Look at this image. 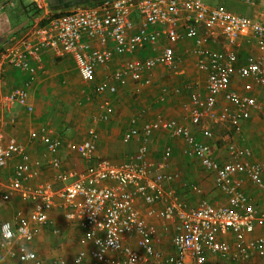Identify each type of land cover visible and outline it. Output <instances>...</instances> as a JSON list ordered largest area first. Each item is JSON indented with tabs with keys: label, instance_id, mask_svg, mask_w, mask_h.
I'll use <instances>...</instances> for the list:
<instances>
[{
	"label": "built area",
	"instance_id": "2783aa9c",
	"mask_svg": "<svg viewBox=\"0 0 264 264\" xmlns=\"http://www.w3.org/2000/svg\"><path fill=\"white\" fill-rule=\"evenodd\" d=\"M247 34L253 35L256 52L241 59L237 48ZM162 40L166 44L160 53L124 62L95 85V92L117 94L129 81L150 87L156 66L179 71L183 59L175 54V45L189 41L192 47L187 53L195 58L197 70L205 74V96L201 97L191 82L174 88L176 95L189 94V102L181 107L184 119L193 125L207 120L226 123L242 135L244 123L253 114H264V106L253 95L264 87V22L224 6L210 7L201 0H103L94 7H77L52 17L46 26L7 42L0 56V93L5 68L34 76L36 63L47 51L72 58L82 80L91 83L98 69L114 58L155 47ZM32 83L33 78L27 77L3 95L0 110L11 112L19 105L32 112L28 102ZM167 93L164 90L160 99L164 101ZM219 105L222 109H217ZM99 110L103 113L100 119L107 121L112 107L101 102ZM162 130L182 141L184 156L213 177L225 203H211L195 183L185 184L199 198L194 205L168 189L180 182L182 172L168 171L171 146L165 147L159 164L151 160L150 140ZM88 134L81 143L68 144L86 164L84 169L63 171L58 157L48 159L58 171L57 182L64 184L56 189L52 182L29 185L40 177L44 162L39 158L32 162L25 147L16 141L5 144L0 127V171L19 159L3 199L7 201L18 192L22 201L32 203L29 216L16 213V229L11 221L0 225L1 248L11 251L16 241L22 242L11 252L18 263L41 264L29 244L36 235L34 227L52 223L50 212L57 198L66 209L65 220L82 232L74 264H207L210 257L235 263L251 262L256 256L264 259V212L249 202L243 190L246 181L264 190V165L251 160L250 149L240 150L230 142L228 159L221 162L209 128L202 127L195 135L175 117L158 115L140 124L136 116L122 136L125 145L137 143L136 153L128 162L116 165L97 156L96 129ZM32 138H39L48 153L63 146L47 127H41ZM259 225L261 230L256 234ZM165 237L171 241L172 252L159 248ZM52 264L68 262L58 258Z\"/></svg>",
	"mask_w": 264,
	"mask_h": 264
},
{
	"label": "crops",
	"instance_id": "0c3cea01",
	"mask_svg": "<svg viewBox=\"0 0 264 264\" xmlns=\"http://www.w3.org/2000/svg\"><path fill=\"white\" fill-rule=\"evenodd\" d=\"M20 1L25 4L35 3V0H0V13L5 8L8 10H15V13L9 18L1 17L0 15V40L3 35L2 31L6 32L10 23H12L14 31H16L15 29H18L16 34H14L13 29H11L10 36L8 38L6 36L4 37L5 40H7L5 42H0V56L3 53V49L5 45H7V42L14 38H20L21 36L26 35L34 28L46 26L50 18L69 13L77 7H94L102 0H40L39 3L36 4L41 9L42 13L40 16L32 15L29 20L26 19L25 22H28V24L29 22H33L21 30L16 18L19 16L21 21L25 20V17L20 15L22 13L18 4ZM208 6L215 7V5ZM216 6H224L236 14L259 19L264 22V0H226L225 4ZM10 19L12 22H9ZM165 42V40H162L155 47H145L131 56L124 55L122 57L118 56L116 59L114 58L111 61L112 63L108 64L106 67L98 69L96 77L91 83L82 80L72 58L69 56H61L50 51L43 53L40 61L36 63V75L34 76L21 73L11 67L5 68L6 70L3 72V85L0 99L3 95L6 96L12 89L22 85L27 77L33 78L30 98L28 100L33 106L32 112H28L24 107L19 105L15 106L11 112L0 110V127L4 132V143L6 144L10 141H16L25 147L26 151L32 158V162L38 158L42 159L44 162V168L40 177L29 182V185L38 186L46 182H52L56 189L63 187L64 184L59 183L56 180L58 171L56 168L48 164V159L52 156L58 157L61 161V170L63 171H80L84 169L86 164L84 162L83 165L77 163V161L80 162L83 160L77 152L68 148V144L81 143L86 140L89 135L88 132L92 128L96 129L99 135L96 151L97 156L107 159L116 165L128 162L136 153V142H132L128 145L122 143L124 132L129 128L131 121L136 116L139 117L140 124L153 121L158 115H162L165 118H178L192 131L193 126H200L201 129L202 127L209 128L208 123L213 121L207 120L200 125H193L189 120L184 119L185 114L182 112L181 107L184 103L189 102V94L186 92H183L181 95L173 93L174 88L182 87L184 84L191 82L195 85V90L200 93V96H205V74L197 70L195 58L187 53V50H190L192 47L191 42L189 41H183L175 45V54L183 59V65L180 67L179 71L171 72L170 70L165 69L162 65L156 66V69L154 70V84L150 87H141L139 84L129 81L127 86L119 88L117 94L98 95L95 92V85L101 81H105L107 77L116 69L120 68L124 62L132 59L144 60L150 58L161 52L163 46L166 44ZM237 50L239 51L241 59H244L249 54L255 53L256 41L253 38V35L247 34L244 36L240 41V47H238ZM178 75L181 76L179 79H172L174 76L178 77ZM140 90H144L141 96L134 93V91L139 92ZM164 90H168L169 93H167L166 98L163 101L160 98L162 97V92L164 93ZM259 90H264V87L261 89L257 88L253 95L257 98L259 103L264 106V103L262 100L260 101L258 97L261 93ZM52 95L55 97L54 105L56 106V111L51 113L50 116H53V118L56 119L58 118L59 121L57 123L56 119L49 117L48 121L45 119L49 114H45L44 106L45 104L52 105ZM182 96H185L183 100L181 98ZM101 102H108L112 107L111 116H109L107 121L100 119L103 115L99 110V104ZM217 109H222V106L219 105ZM55 113H57V117H54ZM96 117L100 119V121L95 122L94 119ZM87 118L90 119V127L86 132H78L77 130L79 126L85 125ZM41 127H47L52 136L57 137L62 141L63 146L56 152L48 153L39 138H32L34 134L40 131ZM69 127H73V131L76 130L77 133H71ZM65 128V131L62 130ZM260 130V128L254 129L253 133L256 137H258V135L263 136V133L260 132L259 134ZM230 131L232 130L230 129ZM193 132L195 135H199L201 130ZM157 135L158 137L165 138V140H156L159 139ZM230 135L231 134H227L223 139L224 141H227L228 144L232 142V137L230 139ZM179 144H181V147ZM166 146L173 147L172 162L168 171L180 170L179 168L184 166V161H179V157H182L189 162H196L184 156L182 141L173 139L167 131L162 130L155 133L150 140L151 160L154 164H159L161 162ZM254 147L255 150H259V148H262V144L258 141ZM158 149L160 151L159 158L155 161L153 160L154 156L152 152ZM215 149L217 159L221 162L228 159L227 149L219 150L216 145ZM253 157L254 156L252 155L251 160H253ZM66 158L70 160H66ZM18 161L19 159L17 158L10 161L7 167L0 171V225L5 221H11L15 229L17 227L15 220L16 213L21 211L24 215L29 216L32 210V203L22 201L18 192L10 195V198L7 201L3 199V196L8 194L7 188L10 184L9 180ZM187 183H191L189 175L186 174V176L183 177L182 172V179L180 182H175L169 185L168 189L175 190L177 195L189 201L191 205H194L196 203H194V194L185 186ZM250 186L256 188L249 181H246L243 185L244 193L248 197L249 202L251 200L254 201L255 198L249 197V194L245 191V189ZM62 203V199L60 198L55 200V206L50 212L52 223L41 227H34L36 235L34 240L29 244V247L37 253L41 264H52V262L58 258H65L68 264H74V258L80 251L78 240L82 232L75 224L68 223L65 220L66 209L62 206ZM252 205L259 211L264 212V204L261 205V203H258L257 205V203L254 202ZM150 221L155 222V220ZM72 228L76 231V234L78 233L77 236L76 234H71L70 230H73ZM56 229H58L57 234L55 233ZM46 230L55 234L57 240L63 239L61 243L57 242V245L64 246L67 256L60 254L53 256L52 250H47V248H51L50 246H56V244L55 242L51 244L47 241L46 235L44 234ZM65 230L70 231L66 238L63 237ZM260 230L259 225L256 234H258ZM20 244H22V242L16 241L11 251L0 247V264H20L11 254V252L17 249ZM159 248L163 249L165 252L173 251L171 241L168 237H165L163 243L159 245ZM213 258L217 257H210L208 261ZM257 262L264 264V259L257 258L256 256L249 264H257ZM231 264L238 263L231 262Z\"/></svg>",
	"mask_w": 264,
	"mask_h": 264
},
{
	"label": "rangeland",
	"instance_id": "374dc122",
	"mask_svg": "<svg viewBox=\"0 0 264 264\" xmlns=\"http://www.w3.org/2000/svg\"><path fill=\"white\" fill-rule=\"evenodd\" d=\"M203 1L205 3H207L208 5H215V6L216 5H223L226 3V0H203ZM179 77H181V76L180 75H178V77L174 76L172 79H175V78L179 79ZM143 91L144 90H140L139 92L134 91V93L137 94L138 96H141ZM259 92H261L258 96L259 100L260 101L262 100V102L264 103V90H259ZM184 97L183 96L181 97L182 100L184 99ZM51 100H52V105L45 104V106H44L45 114H47V115L49 114L48 116L45 117V119L47 121L49 118L56 119V118H53V116H50L51 113L56 111V106L54 105L55 97L53 95L51 97ZM183 102H185V101H183ZM82 112H84V111H82ZM54 115H55L54 117H57V113H55ZM58 121H59V119L57 118L56 123ZM89 124H90V119L87 118L85 125L79 126L77 131L78 132H83V131L86 132L88 130V128L90 127ZM244 124L245 125H244L243 134L238 135V134H235L233 131H230L228 125H226V124L209 122L208 126H209L211 132L213 133V144H215L217 146V149H219V150L220 149L226 150L228 143H227V141H224L223 139H224V136H226L227 134H231L230 139L232 137V143L233 144H235L240 150H245L247 148L250 149L251 151L253 150L252 151V155L254 156L253 160L264 165V115L263 114H254L252 116V118L248 122H245ZM58 128L60 129L59 126H58ZM257 128L261 129L259 131V134L261 132V133H263V136L258 135V137H256L254 135L253 131H254V129H257ZM69 129H70L71 133L72 132L74 134L77 133L76 130L73 131V127H69ZM192 129H193V131H196V132L201 130L200 126L199 127L193 126ZM62 130L65 131L66 128L62 129ZM162 134H164V133H162ZM157 137H158V135H157ZM158 138L159 139H156V140H160V139L165 140V138H161V137H158ZM258 141L262 144V148H259V150H255L254 146L256 143H258ZM179 146L181 147V144H179ZM152 153L154 156L153 160L157 161L159 158L158 157L159 153H160L159 149L156 151H153ZM66 160H70V159L66 158ZM178 160L179 161L182 160L185 163L183 167L179 168L183 172V177L186 176V174L189 175L190 182L198 184L202 188L204 196L211 203H225L226 202L225 197L222 194H220V192L217 190V188L214 184L213 178L210 175H208L207 173H205L198 166V164L196 162H189L182 157H179ZM77 163L79 165H83L82 161H80V162L77 161ZM245 191L249 194V197H253V198L255 197L257 200L256 201L254 198V201L251 200L250 203L254 204V202H255V203H257V205H258V203H261V205L264 204V190H260V189L258 190L256 188H252L250 186V187H247V189H245ZM193 198H194V203L197 202V200L199 199L198 196H196L195 194L193 195ZM46 231L44 232V234L46 235L47 241L51 244H53L54 242L56 244V246H50L51 248H47V250L48 249L52 250L53 256H56L59 254L63 255V256H67L66 255L67 253L64 250L65 249L64 246H58L57 245V242L61 243L63 239L57 240L55 234L50 233L49 231H47V232ZM70 231H71L72 235L76 234V231L74 229L70 230ZM70 231L65 230L63 237H65V238L68 237V234L70 233ZM77 234H76V236H77ZM59 237H61V236H59ZM37 243H38V241H37ZM249 263L250 262H246V263L241 262L238 264H249ZM207 264H231V262H228L227 260L220 259V258H213V259L209 260L207 262ZM257 264H260V263L257 262Z\"/></svg>",
	"mask_w": 264,
	"mask_h": 264
},
{
	"label": "trees",
	"instance_id": "16d2710c",
	"mask_svg": "<svg viewBox=\"0 0 264 264\" xmlns=\"http://www.w3.org/2000/svg\"><path fill=\"white\" fill-rule=\"evenodd\" d=\"M103 1V0H102ZM102 1H100L99 3H101ZM18 4H19V6H20V8H21V14L20 15H22V16H24L25 17V20L24 21H21V19H20V17L19 16H17L16 18H17V22H18V26H19V28H20V30L21 29H23V28H25V27H27V26H29L32 22H29V24H28V22H25L26 21V19H30L31 17H32V15H38V16H40V14L42 13V11H41V9L37 6V4L36 3H29V4H25L24 2H22V1H20V2H18ZM85 7V6H84ZM15 13V10H8V9H4L1 13H0V15H1V17L3 16V17H7V18H9L11 15H13ZM12 22V20L10 19L9 20V22ZM1 22V21H0ZM11 29H13V33L14 34H16V31H18V29H15L16 31H14V27H13V25H12V23H10V26H8V28L6 29V32H3L2 31V38H1V40H0V42L1 41H3V42H5L6 40H5V36L8 38L9 36H10V34H11Z\"/></svg>",
	"mask_w": 264,
	"mask_h": 264
}]
</instances>
